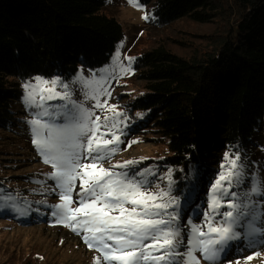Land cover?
<instances>
[{
	"label": "trees",
	"instance_id": "1",
	"mask_svg": "<svg viewBox=\"0 0 264 264\" xmlns=\"http://www.w3.org/2000/svg\"><path fill=\"white\" fill-rule=\"evenodd\" d=\"M107 1L0 0V130L12 132L18 127L20 119L14 106L25 97L19 84L39 76L47 80L59 77L62 83L71 85L82 70L98 75L116 64L115 54L125 32L115 18L102 12ZM225 1L136 0L138 6L150 9L152 18L148 22L159 27L182 19L207 24L226 14L233 19L224 32L207 40L209 51L184 58L159 45L134 57L131 68L145 86L141 93L130 95L133 99L129 103L114 105L120 114L117 120L122 123L111 130L121 142L112 146L117 151L110 159L101 161L109 163L130 149L134 134L152 124L164 149L157 171L165 175L167 185L161 189L170 191L179 201L174 227L183 240L191 236L196 220L209 214L210 189L218 174L225 171L222 164H227L226 154L239 155L241 162L252 149L255 135H264V0H232L233 5H225ZM64 103L49 101V111L62 112L58 106ZM112 115L109 112L108 116ZM63 121V115H59L51 122L59 125ZM33 148L40 163L52 168L43 162L34 144ZM154 161L114 171L132 176L149 169L148 173L155 174ZM9 178L0 179L1 192L10 182L16 184ZM136 179L140 180L139 176ZM153 184L150 177L145 187L159 191L151 190ZM246 184L243 176L234 178L231 191L222 199L227 203L235 193L239 211H245L247 204L246 210L253 213L254 206L244 197ZM12 189L0 198V212L6 216L9 209L11 217H20L19 222L31 225L33 213H28L30 209L24 204L29 193L20 189L21 197L16 199ZM34 207L46 212L45 220L52 222L51 206L36 203ZM230 210L219 209L221 213ZM21 211L30 215L28 220L19 216ZM246 219L241 230L247 233L243 240L258 251L264 237L257 232L249 236ZM221 220V216H215V221ZM254 226H259L256 221ZM189 239L182 243L186 248ZM181 262L175 257L174 264Z\"/></svg>",
	"mask_w": 264,
	"mask_h": 264
},
{
	"label": "snow or ice",
	"instance_id": "2",
	"mask_svg": "<svg viewBox=\"0 0 264 264\" xmlns=\"http://www.w3.org/2000/svg\"><path fill=\"white\" fill-rule=\"evenodd\" d=\"M129 2L138 7L135 0ZM115 59L119 63L118 52ZM121 71L127 73L131 69L121 65ZM34 80L35 84L23 85L26 89L24 101L28 107L41 109L29 124L34 134V146L43 162L54 170L50 178L56 182L54 188L60 190L62 203L55 206L53 214L59 217V223L81 235L87 247L98 253L94 264H174L175 257L180 255L177 245L184 242L180 238V230L174 227L179 218L178 199L164 189L150 191L145 187L148 181L143 171L132 176L114 171L126 168L134 161L115 164L111 168H105L101 163L117 151L112 146L121 141L111 129H117L122 123L117 120L120 114L115 111V106L100 100V95H110L106 90L99 91L102 82L80 77L85 87L97 86L89 94L96 101L94 108L113 113L112 116H104L103 121L94 111L73 101L68 84L62 83L59 77L47 80L37 76ZM58 88L62 91H57ZM51 100L65 101L58 106L63 111L50 112L48 102ZM59 115L64 117L62 124L51 122ZM44 117H49V120ZM225 160L227 164H222L225 171L218 174L210 189V211L205 216L206 223L191 228L187 251L189 264H199L193 252L200 251L204 259L214 260L230 241L239 239L240 233L235 228L243 227L240 224L243 218H247L248 235L256 231L255 215L246 210L247 204L244 205L245 211H239L241 206L235 202V193L227 203L222 199L231 191L233 179L239 178L238 169L241 167L237 163L239 155L229 157L226 154ZM137 176L144 179L137 180ZM168 179L170 185V174ZM251 191L255 193L257 188ZM74 192L76 199H73ZM73 204L77 206L73 207ZM221 207L231 210L221 213ZM217 215L222 217L221 221H215Z\"/></svg>",
	"mask_w": 264,
	"mask_h": 264
},
{
	"label": "rangeland",
	"instance_id": "3",
	"mask_svg": "<svg viewBox=\"0 0 264 264\" xmlns=\"http://www.w3.org/2000/svg\"><path fill=\"white\" fill-rule=\"evenodd\" d=\"M224 4L233 5L232 0H226ZM102 12L115 18L124 28L125 36L119 43L117 51L119 63H112L105 72L98 75L82 70L75 82L71 85L68 84L72 93L71 99L83 108L94 111L96 115L101 116V119L108 116L109 112L94 108L96 101L89 95L97 86L85 87L80 82L81 76L84 80L102 82L99 91L106 90L107 93H110V95H100L102 103L106 102L109 106L129 103L133 99V96L130 95L141 93L145 86V83L131 68V61L138 53L163 45L179 56L190 58L203 51H209L211 46L207 40L215 39L224 32L233 19L229 18V14H226L222 19L215 18L213 22L207 24L182 19L168 26L159 27L148 22V19L152 18L150 9L133 6L129 0H108ZM145 16L148 18L145 19ZM121 65L130 67L131 71L122 73ZM29 82L35 84L34 79ZM24 84H19V87L26 96ZM57 91H62V89L58 88ZM37 110V108L28 107L23 99L15 102L14 112L20 119L18 127L12 132L0 130V179L11 177L9 179L17 181L16 184L10 182L5 191H0V198L12 188L15 190L13 196L16 199L21 197L20 189L23 190L22 193H29V196L24 200L27 202L24 204L30 209L28 213H33L30 221L34 222H31V225L30 222H19L20 217H11L9 209L6 210L8 212L6 216H4V212H0V264H94V257L98 253L87 247L81 235H77L70 228L59 223V217L56 215L52 222H47L44 217L46 212L34 207L36 203L44 204L47 207L51 206L55 212V206L62 203L59 199L60 190L54 188L56 182L50 178V174L54 170L40 163L41 161L32 151L34 149V134L29 121L36 118ZM151 125L148 124L147 128L134 134L130 149L103 166L134 161L135 163L130 164L133 166L145 160H155V174L150 176L149 169L142 171L145 172L148 182L150 177L154 178L151 190H160L161 187L167 185L165 175H160V172L157 171L158 159L164 149L161 141L157 140L159 137L156 128ZM136 137H138V142L135 141ZM251 148L241 162H237L241 165L238 170L247 183L243 191L244 197L254 206L252 212L259 225L255 226V232L260 237H264V135L262 133L255 135ZM250 177H252V181ZM139 178L144 179L141 176ZM76 186L79 190V181ZM254 187L257 188L255 193L251 191ZM246 189L247 191H245ZM72 195L73 199H76V193L74 192ZM76 206L73 204V207ZM204 209L207 211V206H204ZM21 210H25V208ZM28 213L21 211L19 216L22 215L23 219L28 220L30 217ZM196 221L198 226H204L206 223L205 217ZM243 223L244 220L241 219L240 224L244 225ZM204 230H207L206 227ZM241 230L242 227L235 228V231L240 233V238L230 241L214 260L204 259L200 251H195L192 255L199 261V264H264V242L260 250H254L251 243L243 240L247 233L245 231L242 233ZM189 238L181 239L188 242ZM178 245L179 248L176 250L180 255L177 258L182 259V264H189L187 251L190 244H188L189 248H186L182 243ZM249 256H252L253 259L248 260Z\"/></svg>",
	"mask_w": 264,
	"mask_h": 264
}]
</instances>
